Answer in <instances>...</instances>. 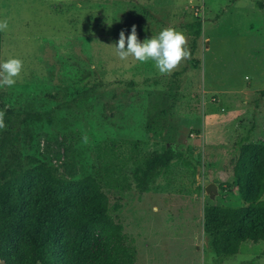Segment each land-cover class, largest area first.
<instances>
[{"label": "rangeland", "instance_id": "rangeland-1", "mask_svg": "<svg viewBox=\"0 0 264 264\" xmlns=\"http://www.w3.org/2000/svg\"><path fill=\"white\" fill-rule=\"evenodd\" d=\"M0 21V62H23L0 87V181L38 162L96 178L135 264H264L263 242L218 257L203 231L206 205L244 204L232 145L264 144V0H0ZM133 25L141 42L182 31L189 58L170 74L121 60ZM113 141L116 158L101 163ZM168 148L165 170L139 172L136 159Z\"/></svg>", "mask_w": 264, "mask_h": 264}, {"label": "trees", "instance_id": "trees-1", "mask_svg": "<svg viewBox=\"0 0 264 264\" xmlns=\"http://www.w3.org/2000/svg\"><path fill=\"white\" fill-rule=\"evenodd\" d=\"M1 43L0 31V57ZM121 142L135 149V142ZM115 147L114 141L104 145L98 160L106 164L115 159ZM231 149L236 156L235 189L244 204L211 203L203 211V231L218 257L237 254L244 241L264 243V144L237 142ZM176 155L171 148L163 154H147L136 159L138 170L146 176L159 173ZM6 170L0 181L3 264H135L134 247L108 213L99 180L63 179L39 162L27 169Z\"/></svg>", "mask_w": 264, "mask_h": 264}, {"label": "clouds", "instance_id": "clouds-1", "mask_svg": "<svg viewBox=\"0 0 264 264\" xmlns=\"http://www.w3.org/2000/svg\"><path fill=\"white\" fill-rule=\"evenodd\" d=\"M7 27L6 21H0V31ZM186 45L185 34L174 28H163L156 36L141 42L133 25L127 37L123 31L120 33L115 48L121 60H127L129 56L141 63L153 60L161 74H170L182 60L189 58L190 51ZM22 66L23 62L17 58L0 62V87H12ZM0 126H2V114H0Z\"/></svg>", "mask_w": 264, "mask_h": 264}, {"label": "water", "instance_id": "water-1", "mask_svg": "<svg viewBox=\"0 0 264 264\" xmlns=\"http://www.w3.org/2000/svg\"><path fill=\"white\" fill-rule=\"evenodd\" d=\"M206 191L209 196L213 198L214 194L216 193V185L214 183H209L208 185H206Z\"/></svg>", "mask_w": 264, "mask_h": 264}, {"label": "crops", "instance_id": "crops-1", "mask_svg": "<svg viewBox=\"0 0 264 264\" xmlns=\"http://www.w3.org/2000/svg\"><path fill=\"white\" fill-rule=\"evenodd\" d=\"M77 5H78V7H80V6H81V5H80V3H78Z\"/></svg>", "mask_w": 264, "mask_h": 264}]
</instances>
